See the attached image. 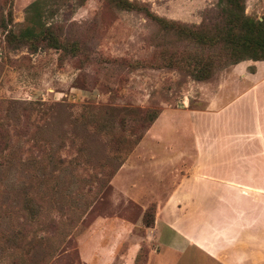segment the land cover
<instances>
[{"label":"rangeland","instance_id":"obj_1","mask_svg":"<svg viewBox=\"0 0 264 264\" xmlns=\"http://www.w3.org/2000/svg\"><path fill=\"white\" fill-rule=\"evenodd\" d=\"M35 1L0 0V264H176V253L157 243L158 220L188 217L204 205L264 210V160H255L259 172L252 174L253 160H244L245 167L222 160L230 154L219 144L213 156L220 160L172 161L195 153V137L202 138L203 129H188L180 113H203L219 92L226 96L213 107L232 103L235 110L250 85L235 84L254 63L205 82L173 69H130L128 62H148L176 40L144 15L104 0H48L45 20L79 41L85 54H32L7 44L6 30L19 32ZM130 1L188 25H199L218 3ZM246 7L255 18L264 14V0H246ZM150 109L161 115L137 144L143 124L136 119ZM225 162L229 167L219 170ZM232 170L239 184L228 181ZM190 173V195L173 203L174 187ZM225 185L238 195H199ZM150 207L155 227L148 229L143 216ZM191 264L207 262L194 258Z\"/></svg>","mask_w":264,"mask_h":264},{"label":"crops","instance_id":"obj_2","mask_svg":"<svg viewBox=\"0 0 264 264\" xmlns=\"http://www.w3.org/2000/svg\"><path fill=\"white\" fill-rule=\"evenodd\" d=\"M249 62L254 63V70L246 72L235 85L243 81L250 85L237 98L235 110L232 109V103L220 108L213 107L214 101H223L226 96L219 92L209 96L211 105L203 113L196 110H183L180 113V123L187 121L188 129L203 131L202 138L199 135L195 137V153L182 152L176 160H172L174 165L189 164L192 160H220L213 154L216 153L214 150L217 145L221 144L223 153L230 154L222 160H236L237 166L244 167V160H253L252 174H258L259 167L255 160H264V61L240 63L236 65V71L242 73L244 69L240 67L249 65ZM209 164L206 161L205 170ZM226 167H229V162L221 164L218 169ZM236 174L237 170H232L228 181L239 184ZM244 176L245 173L241 182ZM191 180L190 173L177 188L174 187L171 196L173 203H176V196L190 195L188 185ZM238 192L235 189L229 190L225 185L216 189L206 187L199 195L207 199L210 196L238 195ZM190 208L194 210L193 206ZM191 212L188 217L158 220L156 223L157 243L176 253V264H191L194 258H202L207 264H264V216H249L251 213L264 212L259 206L245 210L239 205H204Z\"/></svg>","mask_w":264,"mask_h":264},{"label":"trees","instance_id":"obj_3","mask_svg":"<svg viewBox=\"0 0 264 264\" xmlns=\"http://www.w3.org/2000/svg\"><path fill=\"white\" fill-rule=\"evenodd\" d=\"M47 1L37 0L28 7L26 25L19 32L6 30L7 44L16 49L26 47L32 54L41 49H53L60 53V59L85 54L79 41L64 36L61 26L45 20V15L51 11L45 10ZM104 1L114 9L144 15L176 40V47L162 46L148 62H128L130 69H173L193 81L205 82L240 63L264 61V14L261 18L248 15L246 0H218L215 9L207 13L199 25L160 17L148 5L136 1ZM9 17H12L11 12ZM113 62L125 64L118 60ZM160 115L161 111L150 109L136 119L143 124L137 144ZM143 225L148 229L155 227L154 208L146 210Z\"/></svg>","mask_w":264,"mask_h":264}]
</instances>
